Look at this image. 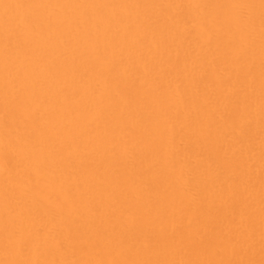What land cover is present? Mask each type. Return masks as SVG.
<instances>
[{
	"label": "bare ground",
	"instance_id": "bare-ground-1",
	"mask_svg": "<svg viewBox=\"0 0 264 264\" xmlns=\"http://www.w3.org/2000/svg\"><path fill=\"white\" fill-rule=\"evenodd\" d=\"M0 264H264V0H0Z\"/></svg>",
	"mask_w": 264,
	"mask_h": 264
}]
</instances>
